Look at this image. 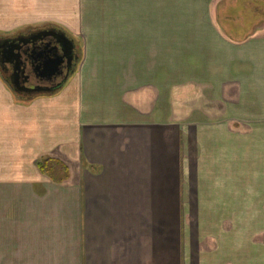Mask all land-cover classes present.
Listing matches in <instances>:
<instances>
[{
    "label": "crops",
    "instance_id": "crops-1",
    "mask_svg": "<svg viewBox=\"0 0 264 264\" xmlns=\"http://www.w3.org/2000/svg\"><path fill=\"white\" fill-rule=\"evenodd\" d=\"M45 24L79 62L0 76V264H264V0H0V38Z\"/></svg>",
    "mask_w": 264,
    "mask_h": 264
},
{
    "label": "water",
    "instance_id": "water-1",
    "mask_svg": "<svg viewBox=\"0 0 264 264\" xmlns=\"http://www.w3.org/2000/svg\"><path fill=\"white\" fill-rule=\"evenodd\" d=\"M30 31H33L32 28L26 29L24 32H19L18 35L26 34ZM16 35V36H18ZM52 39H56V45L52 46L51 43L46 45L45 50L44 49H36L33 47H30L24 52H16L15 50H12L11 53L16 56V62L14 64V83L18 84V78L20 77V71L26 72L27 68L30 73H33L37 79L40 80H49L52 77H59L62 76L63 71L62 67L65 64V62L70 63L72 60H75V56L77 54L76 51V45L74 40H72L70 37H68L63 31H56L54 33L48 32L47 34ZM13 36V37H16ZM13 37L10 38H4L7 39L6 43H10L11 41L14 43ZM2 38H0L1 40ZM20 41V40H19ZM16 52V53H15ZM79 57L77 56L76 60L78 61ZM24 65L25 67L21 68L20 66ZM77 65V64H76ZM76 65L72 69H69L67 73L64 76V79L60 84L54 87H47V86H39L34 89H25L27 93H33L35 95H41V94H54L64 88L66 83L69 81L70 77L74 74ZM2 80L6 83V85L10 88V90L14 93V95L24 101H29L33 99V97L25 98L21 97L18 93L20 90H17V92L6 82L5 78L2 77L0 74Z\"/></svg>",
    "mask_w": 264,
    "mask_h": 264
},
{
    "label": "flooded vegetation",
    "instance_id": "flooded-vegetation-1",
    "mask_svg": "<svg viewBox=\"0 0 264 264\" xmlns=\"http://www.w3.org/2000/svg\"><path fill=\"white\" fill-rule=\"evenodd\" d=\"M57 30L52 28L47 29H40L35 31H30L23 35H18L16 37H13L14 43L11 41L10 43H6L7 39H1L0 40V74L2 77L5 78L6 82L17 92V90H20L18 93L21 97L30 98L35 96L33 93H27L24 91L25 89H34L39 86H47V87H54L57 86L62 82L64 79L65 74L69 69H72L74 65L78 63L76 60L77 54L75 56V60H72L70 63L65 62V64L62 67L63 74L59 77H52L49 80H40L35 77L33 73H30L28 71L23 72L20 71V77L18 78V84L16 85L14 83V64L16 62V56H14L11 51L15 50L16 52H24V50L33 47L36 49H44L46 48V45L49 43L52 44V46L56 45V39H52L47 34L48 32H56ZM20 40V41H19ZM15 52V53H16ZM21 68L25 67L24 65L20 66Z\"/></svg>",
    "mask_w": 264,
    "mask_h": 264
},
{
    "label": "trees",
    "instance_id": "trees-1",
    "mask_svg": "<svg viewBox=\"0 0 264 264\" xmlns=\"http://www.w3.org/2000/svg\"><path fill=\"white\" fill-rule=\"evenodd\" d=\"M44 28H52V26ZM38 167L42 174L47 175L58 184L64 183L69 178L70 171L68 167L56 159H43L38 163Z\"/></svg>",
    "mask_w": 264,
    "mask_h": 264
},
{
    "label": "rangeland",
    "instance_id": "rangeland-1",
    "mask_svg": "<svg viewBox=\"0 0 264 264\" xmlns=\"http://www.w3.org/2000/svg\"><path fill=\"white\" fill-rule=\"evenodd\" d=\"M49 26L56 27V25H54V24H45V25L40 26V27H33L32 30L35 31V30H37V29H41V28L49 27ZM28 28H30V27H28ZM28 28L22 29L21 31H18V32L15 33V34L8 35V36H6V37H4V38H10V37L16 36V35H18L19 32H24V31H26V29H28ZM59 29H60V28H59ZM61 30H62V29H61ZM2 38H3V37H2Z\"/></svg>",
    "mask_w": 264,
    "mask_h": 264
}]
</instances>
